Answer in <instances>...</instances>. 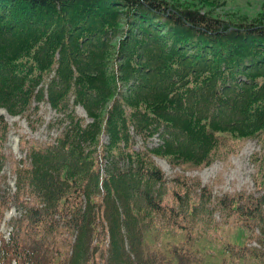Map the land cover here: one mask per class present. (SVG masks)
<instances>
[{"label": "trees", "instance_id": "1", "mask_svg": "<svg viewBox=\"0 0 264 264\" xmlns=\"http://www.w3.org/2000/svg\"><path fill=\"white\" fill-rule=\"evenodd\" d=\"M216 1L0 0V106L28 114L42 100L64 115L56 139L20 137L14 189L0 114V221L19 210L0 264H264L247 245L264 246V193L214 197L153 158L199 166L259 135L264 189V17ZM156 133L158 146L133 147ZM177 231L194 244L168 245Z\"/></svg>", "mask_w": 264, "mask_h": 264}, {"label": "rangeland", "instance_id": "2", "mask_svg": "<svg viewBox=\"0 0 264 264\" xmlns=\"http://www.w3.org/2000/svg\"><path fill=\"white\" fill-rule=\"evenodd\" d=\"M180 1L184 2V0ZM197 2V5L204 6V0H197ZM216 3V11H220L223 15H229L233 11H237L236 13H238V15L248 16L249 18L264 17V0H226L225 4L221 3V0H217ZM70 100L73 101V97H71ZM32 105L39 106V108L37 110H32L28 114H12L6 111V108L0 106V110L5 112L3 116L9 125L6 142L4 141L5 144H3V151L7 155L8 162L11 165H13L12 159L14 155L9 152V147L16 153V156L24 158L25 154L22 152L21 147H19V139L21 136L23 137V141L28 137L30 140L43 143L53 140L54 138L56 139L64 126L62 120L64 117L63 113L56 112V109L52 107L49 101L41 100L38 102L33 100ZM70 109L78 116L84 117L85 121L90 119L83 106L70 104ZM40 116L42 118H40ZM150 137L151 136L147 138L138 136L134 140L133 147L135 149L146 148L145 140H148ZM161 140L162 136L155 134L149 139L148 144L157 145ZM227 141L233 143L221 144L210 163L199 166L192 163H180L176 165L182 167L188 174H193L196 177L202 178L204 182L212 184L218 193L223 191H235L237 189H247L248 191L255 190V180L253 176L255 166L252 162V158H254L252 153L260 148L259 135L244 138L234 137L227 139ZM157 155L158 154L154 155V157L163 166L169 176L183 171L180 167H173L167 160L168 156ZM14 179L15 176L11 174L10 182L12 185L14 184ZM16 212L17 210L13 208L8 211L5 216L2 229L7 235L11 229L7 222L11 215ZM217 216H219L218 213ZM182 238L183 234L173 236L170 239V243L179 244Z\"/></svg>", "mask_w": 264, "mask_h": 264}]
</instances>
